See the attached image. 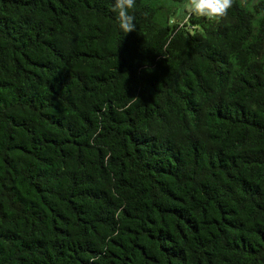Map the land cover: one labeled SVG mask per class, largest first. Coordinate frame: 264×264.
I'll use <instances>...</instances> for the list:
<instances>
[{
	"label": "trees",
	"instance_id": "16d2710c",
	"mask_svg": "<svg viewBox=\"0 0 264 264\" xmlns=\"http://www.w3.org/2000/svg\"><path fill=\"white\" fill-rule=\"evenodd\" d=\"M185 2L0 0V264H264V0Z\"/></svg>",
	"mask_w": 264,
	"mask_h": 264
},
{
	"label": "clouds",
	"instance_id": "9594fccd",
	"mask_svg": "<svg viewBox=\"0 0 264 264\" xmlns=\"http://www.w3.org/2000/svg\"><path fill=\"white\" fill-rule=\"evenodd\" d=\"M235 0H186L184 7L187 9L190 16L205 18L209 22H219L227 17L229 10L234 6ZM136 0H114V4L110 6V10L117 14V23L119 29L126 34L136 30L134 23L135 16L130 15V11L134 10ZM120 210L115 212V217L118 219ZM119 233H113L117 236ZM112 237H109L111 239ZM99 257H94L90 264H94Z\"/></svg>",
	"mask_w": 264,
	"mask_h": 264
},
{
	"label": "rangeland",
	"instance_id": "374dc122",
	"mask_svg": "<svg viewBox=\"0 0 264 264\" xmlns=\"http://www.w3.org/2000/svg\"><path fill=\"white\" fill-rule=\"evenodd\" d=\"M186 8L185 7H183V10H185ZM187 10V9H186ZM187 12V11H186ZM186 12H184V15L185 16H188V12H187V14H185Z\"/></svg>",
	"mask_w": 264,
	"mask_h": 264
}]
</instances>
